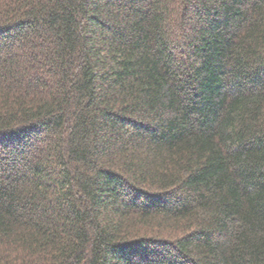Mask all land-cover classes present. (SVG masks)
I'll return each mask as SVG.
<instances>
[{"label":"trees","instance_id":"obj_1","mask_svg":"<svg viewBox=\"0 0 264 264\" xmlns=\"http://www.w3.org/2000/svg\"><path fill=\"white\" fill-rule=\"evenodd\" d=\"M0 264H264V0H0Z\"/></svg>","mask_w":264,"mask_h":264}]
</instances>
